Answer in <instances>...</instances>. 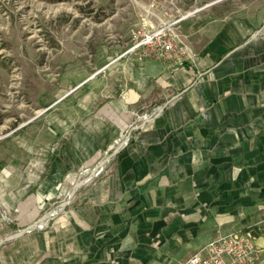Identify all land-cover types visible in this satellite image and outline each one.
Masks as SVG:
<instances>
[{
    "label": "crops",
    "instance_id": "crops-1",
    "mask_svg": "<svg viewBox=\"0 0 264 264\" xmlns=\"http://www.w3.org/2000/svg\"><path fill=\"white\" fill-rule=\"evenodd\" d=\"M214 25L195 65L98 103L68 131L42 118L22 151L0 148V211L14 220L0 222V264H186L238 231L264 264V7ZM149 104L160 111L109 152ZM107 153L48 227L6 240Z\"/></svg>",
    "mask_w": 264,
    "mask_h": 264
},
{
    "label": "rangeland",
    "instance_id": "rangeland-1",
    "mask_svg": "<svg viewBox=\"0 0 264 264\" xmlns=\"http://www.w3.org/2000/svg\"><path fill=\"white\" fill-rule=\"evenodd\" d=\"M263 7L264 0H0V148L22 151L42 118L68 131L98 103L195 65L215 19L250 18ZM163 43L173 61L162 56ZM155 110L143 105L134 116ZM73 184L41 216L67 201Z\"/></svg>",
    "mask_w": 264,
    "mask_h": 264
},
{
    "label": "built area",
    "instance_id": "built-area-1",
    "mask_svg": "<svg viewBox=\"0 0 264 264\" xmlns=\"http://www.w3.org/2000/svg\"><path fill=\"white\" fill-rule=\"evenodd\" d=\"M159 45L161 44L159 43ZM162 49L164 51L162 56L168 61H173L176 54H173L174 51L171 44L163 43ZM159 111L160 110H156L149 116H134L130 128L122 135L121 143L116 147H111L109 152L116 153L118 150L124 148L129 143L132 132L138 130L148 119L155 116ZM111 159V155L104 157L97 162L96 166L87 175L78 178L67 195V201L60 202L59 208L56 211H47L38 221L17 230L13 235L7 236L6 240L9 241L16 236H22L32 231L42 230L48 227L55 216L59 213H63L64 209L72 203V199L78 191V188L90 184L95 178L100 176ZM0 222L12 223L13 219L0 211ZM186 264H260V258L252 238L245 232L238 231L226 234L211 241L201 250L190 256Z\"/></svg>",
    "mask_w": 264,
    "mask_h": 264
}]
</instances>
